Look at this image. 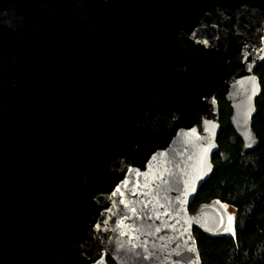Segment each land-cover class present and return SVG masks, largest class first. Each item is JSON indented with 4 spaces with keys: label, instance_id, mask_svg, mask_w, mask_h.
<instances>
[{
    "label": "water",
    "instance_id": "water-1",
    "mask_svg": "<svg viewBox=\"0 0 264 264\" xmlns=\"http://www.w3.org/2000/svg\"><path fill=\"white\" fill-rule=\"evenodd\" d=\"M264 0H0V264H202L218 96L250 152Z\"/></svg>",
    "mask_w": 264,
    "mask_h": 264
},
{
    "label": "trees",
    "instance_id": "trees-1",
    "mask_svg": "<svg viewBox=\"0 0 264 264\" xmlns=\"http://www.w3.org/2000/svg\"><path fill=\"white\" fill-rule=\"evenodd\" d=\"M255 74L261 85L251 124L259 141L256 149L244 151L230 121L231 104L218 96L219 149L213 157L211 177L199 190L191 211L216 198L235 205L239 209L237 237H213L195 229L202 264H264V59L257 64ZM109 262L115 264L111 259Z\"/></svg>",
    "mask_w": 264,
    "mask_h": 264
}]
</instances>
